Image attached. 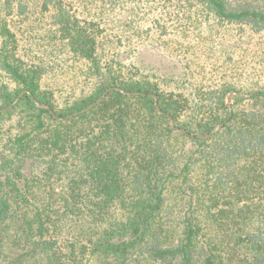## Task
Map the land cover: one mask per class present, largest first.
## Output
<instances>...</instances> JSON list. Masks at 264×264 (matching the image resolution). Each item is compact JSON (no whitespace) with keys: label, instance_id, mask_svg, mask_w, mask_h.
Returning a JSON list of instances; mask_svg holds the SVG:
<instances>
[{"label":"trees","instance_id":"16d2710c","mask_svg":"<svg viewBox=\"0 0 264 264\" xmlns=\"http://www.w3.org/2000/svg\"><path fill=\"white\" fill-rule=\"evenodd\" d=\"M138 1L158 10L147 28L172 38L227 31L211 85L192 81L184 48L179 76L103 61L99 24L66 0H0V111L25 92L0 112V264H264V1ZM28 5L48 19L49 64L12 29ZM233 55L240 75L217 66ZM52 64L74 67L71 90L44 88ZM230 91L249 96L229 110ZM68 216L89 231L63 246Z\"/></svg>","mask_w":264,"mask_h":264},{"label":"rangeland","instance_id":"374dc122","mask_svg":"<svg viewBox=\"0 0 264 264\" xmlns=\"http://www.w3.org/2000/svg\"><path fill=\"white\" fill-rule=\"evenodd\" d=\"M30 1L32 5L36 3V0ZM66 1L73 7L76 14L99 24L102 34L98 38V52L102 55L103 61L110 58L115 59V55L118 54L119 60L128 59L124 60L123 64H129L134 61L146 65L148 68L158 70L162 74L169 73L179 76L182 71L180 63L177 62L179 60L177 51H181V48H184L186 55L195 61V74L199 77L198 80L192 79V81L196 85L198 84L199 87H206L216 80V77L212 75L215 68H211V63L212 58H215L216 52L221 50L223 45L221 40L217 41L220 38L225 39L227 31L224 28L211 29L213 25L210 28L205 27L201 32L199 31L200 33L194 40L192 37L185 39L183 35H179L180 32L177 35L181 38H178L179 36L172 38L166 35L165 32L163 33L162 30L157 32L153 28L151 30L147 28L148 25H153L152 22L156 21L159 13L156 10L158 13L156 14L155 11H152L154 10L153 7L148 6L144 2L135 0L125 5L124 8H120L115 6L114 0ZM23 16L17 15L11 21L14 27L12 29L15 32L18 31V28L20 29L18 35L22 54H28L31 59L40 57L48 63L50 59L45 53L46 43L43 40L46 38L47 41L50 36V33H48V19L30 5H28V9ZM156 23L162 24V21L160 20ZM155 26L157 25H153L154 28ZM185 40H190V42ZM125 52L128 53L124 54ZM226 60L225 65L218 64L217 66L232 74H242L246 63L245 58L233 55L232 57L227 56ZM176 66L179 72L177 70V73H173L176 72ZM49 67H53V69L48 77L43 80L42 85L44 88H50L55 93L71 90V87L74 86V67L69 66L63 72L58 71V66L53 64L49 65ZM242 79L243 76L238 81L242 82ZM232 102L231 98V104ZM62 223L63 225L60 224L59 230L61 245H68L69 242L75 239L78 244L85 239L83 237L87 238L89 230L83 217L68 216L64 218Z\"/></svg>","mask_w":264,"mask_h":264},{"label":"water","instance_id":"95a60500","mask_svg":"<svg viewBox=\"0 0 264 264\" xmlns=\"http://www.w3.org/2000/svg\"><path fill=\"white\" fill-rule=\"evenodd\" d=\"M112 89L110 88V89H108L107 91H105V93L101 96V97H99L93 104H91V105H89L87 108H85L84 110H82V111H80V112H77V113H74L73 115H70V116H68V117H66V119H68V118H70V117H72V116H77V115H80V114H83V113H85V112H87V111H89V110H91L93 107H95L96 105H98L99 103H101V101L103 100V98L106 96V94L109 92V91H111ZM25 94V92H23V93H21V95L14 101V103L12 104V105H10L9 107H7L6 109H4V110H2V111H0V112H5V111H7V110H10L11 108H13V106L19 101V99L23 96ZM232 95H236V96H238V97H248L249 95H241V94H239V93H237V92H230V93H228V95H227V100H226V106H227V108L230 110L231 109V98H232ZM152 97L155 99V101H156V97L155 96H153L152 95ZM37 106L38 107H40V105L39 104H37ZM155 109L157 110V111H159V109H158V105H157V103H155ZM169 127L171 128V129H173V126L171 125V118L169 117ZM223 124L224 123H220L219 125H217L214 129H213V131L209 134V135H207V136H199V138H201V139H205V140H207V139H209V138H211L217 131H219L220 129H221V127L223 126ZM179 131H182V130H179Z\"/></svg>","mask_w":264,"mask_h":264}]
</instances>
